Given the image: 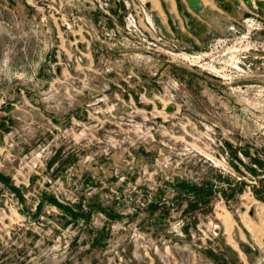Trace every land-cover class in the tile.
<instances>
[{
  "label": "rangeland",
  "instance_id": "1",
  "mask_svg": "<svg viewBox=\"0 0 264 264\" xmlns=\"http://www.w3.org/2000/svg\"><path fill=\"white\" fill-rule=\"evenodd\" d=\"M222 3L0 0V264H264V0Z\"/></svg>",
  "mask_w": 264,
  "mask_h": 264
},
{
  "label": "crops",
  "instance_id": "2",
  "mask_svg": "<svg viewBox=\"0 0 264 264\" xmlns=\"http://www.w3.org/2000/svg\"><path fill=\"white\" fill-rule=\"evenodd\" d=\"M201 2H202V5H203V8H202V10L200 11V12H198V13H196V12H193L189 7H188V5L186 4V7H185V10H187L188 12L190 11V13H191V15H201L202 13H203V11H204V8L206 7L205 5L207 4V5H209V8L212 10V9H216V10H218L219 8H221L223 11H227V10H229V6H228V4L226 5V4H223L222 3V1L223 0H200ZM186 3V2H185ZM179 9H181V6L180 7H178V10ZM186 16L188 15V14H185ZM238 253H239V256L241 257V259H242V257H244V258H246V254H245V252L241 249V248H239V250H238ZM243 262H245V263H247V260H242Z\"/></svg>",
  "mask_w": 264,
  "mask_h": 264
},
{
  "label": "water",
  "instance_id": "3",
  "mask_svg": "<svg viewBox=\"0 0 264 264\" xmlns=\"http://www.w3.org/2000/svg\"><path fill=\"white\" fill-rule=\"evenodd\" d=\"M185 2L188 7L196 13L200 12L203 8L202 2L200 0H185Z\"/></svg>",
  "mask_w": 264,
  "mask_h": 264
},
{
  "label": "trees",
  "instance_id": "4",
  "mask_svg": "<svg viewBox=\"0 0 264 264\" xmlns=\"http://www.w3.org/2000/svg\"><path fill=\"white\" fill-rule=\"evenodd\" d=\"M205 191H206V190H203V189H199V190H198V192L200 193L198 197H199L200 199L202 198L203 195L206 194Z\"/></svg>",
  "mask_w": 264,
  "mask_h": 264
}]
</instances>
